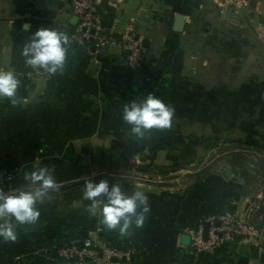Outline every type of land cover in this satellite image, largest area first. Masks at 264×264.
Here are the masks:
<instances>
[{"label":"crops","instance_id":"1","mask_svg":"<svg viewBox=\"0 0 264 264\" xmlns=\"http://www.w3.org/2000/svg\"><path fill=\"white\" fill-rule=\"evenodd\" d=\"M111 3L107 42L69 43L65 70L49 77L31 73L20 52L39 27L72 35L71 0H0V69L21 79L17 105L0 99V166L15 180L52 156L123 147L131 165L178 168L138 172L144 182L134 190L146 192L150 212L125 234L107 229L80 200L38 197V221L17 225L15 241L0 239V264H66L59 248L73 241L95 245L99 259L89 264H264V248L258 258L243 243L199 251L189 234L226 210L264 228V1L240 11L222 0ZM131 29L149 41L145 72L127 67L120 40ZM149 94L174 109L172 125L137 138L122 109ZM236 151L249 156L244 172L232 162Z\"/></svg>","mask_w":264,"mask_h":264},{"label":"clouds","instance_id":"2","mask_svg":"<svg viewBox=\"0 0 264 264\" xmlns=\"http://www.w3.org/2000/svg\"><path fill=\"white\" fill-rule=\"evenodd\" d=\"M69 37L53 27H39L24 44L20 54L26 65L42 69L49 77L63 73L67 63ZM21 79L14 70L0 69V99L8 98L17 105L20 98L17 90ZM174 109L161 98L149 94L143 99L124 104L122 119L130 125V133L143 138L153 128H170ZM26 181L34 190L17 189L12 193L0 190V239L15 241L17 225L34 224L41 212L38 197H43L59 188V184L48 166H42L25 174ZM83 199L91 201L88 211L98 216L109 230L118 229L125 234L132 228L142 227L150 212L149 198L144 190L125 191L120 183H110L107 178L99 181L89 178L85 182Z\"/></svg>","mask_w":264,"mask_h":264},{"label":"built area","instance_id":"3","mask_svg":"<svg viewBox=\"0 0 264 264\" xmlns=\"http://www.w3.org/2000/svg\"><path fill=\"white\" fill-rule=\"evenodd\" d=\"M112 0H71L72 10L78 21L74 32L69 36V43L82 48H89L91 42L97 38L96 46H101L107 42L105 35L107 28L106 20L110 14ZM224 5L232 7L236 11L248 4L249 1L261 2L264 0H222ZM264 27V20L261 22ZM121 41V45L126 53V63L129 71L139 72L144 65L146 47L141 35L134 29L126 31ZM31 73L43 75L42 69H33ZM19 171V170H18ZM17 171V173H18ZM16 173V174H17ZM15 173L6 169L0 170V182L13 180ZM219 225L214 223L215 217L210 219L211 227L208 238H204L203 225H198L189 231L190 244L192 248L211 252L218 248L228 247L242 243L250 247L259 246L264 240V228L242 220L232 210H226L218 217ZM107 253H111L107 251ZM59 255L66 264H89L91 260L99 259V252L95 245L82 247L78 242L73 241L59 248ZM18 264V263H15Z\"/></svg>","mask_w":264,"mask_h":264},{"label":"trees","instance_id":"4","mask_svg":"<svg viewBox=\"0 0 264 264\" xmlns=\"http://www.w3.org/2000/svg\"><path fill=\"white\" fill-rule=\"evenodd\" d=\"M151 61L147 58L144 61L143 69L139 72H145L151 66ZM132 72V71H131ZM135 73V72H132ZM249 145V144H247ZM246 146V145H244ZM250 147V146H246ZM249 156L244 151H236L231 153V159L235 166L239 167L243 172L245 163ZM48 166L55 176L59 188L46 196L57 197L60 201L66 200H80L85 205L90 206L91 201L83 199V191L86 180L90 175L96 172V176L92 180L99 181L100 179L107 178L110 183H120L123 189L129 193L134 190L135 184L120 176L126 175L132 168L143 174L159 173L162 175L168 174L170 171L178 167L174 166H144V165H131L127 157L123 154V147H98L87 158H65L62 156H52L46 160L42 165L29 166L26 172L15 180L0 183V190L7 191L10 188L17 189L21 186H31L25 179L26 173H31L39 167ZM5 167L0 166V170ZM113 171H120L117 173L119 176H112L109 173ZM116 175V174H115Z\"/></svg>","mask_w":264,"mask_h":264},{"label":"water","instance_id":"5","mask_svg":"<svg viewBox=\"0 0 264 264\" xmlns=\"http://www.w3.org/2000/svg\"><path fill=\"white\" fill-rule=\"evenodd\" d=\"M264 11V8L262 9ZM106 33H108V30L106 31ZM144 44L147 47L149 45V41L147 39L144 40ZM144 59H147V55L144 56ZM142 71H144V69L142 68ZM24 190V189H23ZM219 221H216L215 224L219 225ZM211 227V222L210 221H204L203 222V228H204V238L207 239L208 235H209V230ZM241 248L243 250V252L247 253L249 250L251 251V255L254 258H258L259 257V251H260V247L259 246H253L250 247L248 244H242ZM261 248H264V240L261 244ZM91 264H94L93 262Z\"/></svg>","mask_w":264,"mask_h":264},{"label":"rangeland","instance_id":"6","mask_svg":"<svg viewBox=\"0 0 264 264\" xmlns=\"http://www.w3.org/2000/svg\"><path fill=\"white\" fill-rule=\"evenodd\" d=\"M81 158H84V157H81ZM87 158V157H86ZM132 170V172H128L126 175H124L123 177L124 178H126L127 180H129V181H131V182H138V181H143L144 182V180H142V179H140L139 177H138V171H136V169H134V168H132L131 169ZM16 171H18V170H16ZM110 175H112V176H119V175H115L116 173H109Z\"/></svg>","mask_w":264,"mask_h":264}]
</instances>
